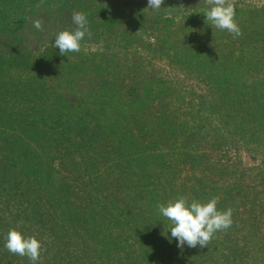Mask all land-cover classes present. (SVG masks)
Wrapping results in <instances>:
<instances>
[{"label": "trees", "instance_id": "trees-1", "mask_svg": "<svg viewBox=\"0 0 264 264\" xmlns=\"http://www.w3.org/2000/svg\"><path fill=\"white\" fill-rule=\"evenodd\" d=\"M64 1L61 7L51 14L46 9L40 16L33 15L32 11L26 14L21 12L17 14L19 17H16L15 21L5 20L0 23V193L2 194L0 195L6 199L16 195V201L22 199L26 190L29 194L48 191L47 195H55V206L58 207H55L53 225L55 237L65 238L70 234L75 235L77 237L75 245L81 246V250L90 252L93 261L101 263L106 255L110 256L99 241L103 236L106 239L112 237L107 231L110 222L117 226L125 222L128 225L126 228L132 229L136 234L151 235L164 232L161 226H166L164 221L166 219L162 220L157 205H166L172 201L174 184L167 186L160 175L162 172H157L154 164L157 163L155 159L166 161L165 158H161V153L166 152V149L162 150L166 144L159 149V144L152 143L154 135L148 134L151 129L138 115L140 111L160 105L161 99L158 96L153 97L150 81L133 75L132 65L139 61L136 50H130L129 60L132 63L125 66L127 70L124 73L121 71L113 73L110 67L103 69L104 71H96L86 62L70 64L59 54V49L52 47L54 39L50 41V45H41L40 41L46 37L44 33L46 30H36L33 21L41 20L46 25H55V32L58 33L74 29L72 14L75 11H82L88 16L90 36L108 38L121 43L126 41L128 38L126 31L132 29L133 25L136 29H140L138 32L155 33L163 18L157 13H147L146 2H137L133 7L136 10H145V13L136 12L131 16L120 17V15L113 16L110 12L111 7L114 6L112 1L101 4L91 0L83 6L77 0ZM205 8L204 11L209 9V7ZM88 9L101 11L98 14L90 11L94 13L90 14ZM235 10V21L241 29L239 36L227 31H221L226 34L222 35L220 31L215 30L206 33V39L203 38V43L205 41L216 43V49L220 52L217 56L219 60L216 61L209 54L215 48L211 42L201 46L199 43L181 47L169 45L166 51L170 52V58L187 76L201 72L200 80L209 86V93L216 96V100L211 102V109H215L211 110L212 116L215 117L214 121L218 124L233 122L235 125L237 122L242 128L246 124L253 125L248 121L251 120L248 117L257 114V118L260 119L263 116V111L258 109V106L264 107V79L248 81V83L243 77L250 76L248 73L254 70L259 73V69L264 68V38L259 37L264 34V6L251 8L238 6ZM125 25L126 29L122 28ZM248 59L250 62L247 63ZM112 65L119 68L117 61ZM257 65H261L259 66L261 68H257ZM205 99L203 104L208 106L210 100ZM158 119L161 120L160 117ZM246 120L250 123H246ZM262 120L260 122H264V119ZM130 123L143 125L140 127L143 137L139 136L138 141L144 144L135 142L132 127H127ZM254 124L257 123L254 121ZM256 126L258 125L252 127ZM250 129L248 127L246 134L238 140L243 139L245 144L251 141L257 145L256 141L249 139L250 134L247 132H250ZM226 132L230 137L235 134L234 131ZM237 137L238 134L233 135V138ZM101 149L105 152L99 151ZM90 150L92 156L85 158V154L87 156ZM105 155L113 156V160L110 161L111 166L118 168L122 164V167H127L124 176H130L131 179L126 180L123 187L130 184L132 177L136 175L142 179L146 178L141 183L144 188L149 186L155 190V197L150 201V207H154L155 210L148 213L150 217L143 220L140 216L145 205L139 210L134 209L135 202L130 197L129 201L126 200L127 196L124 198L123 191L116 189L119 181L124 179L114 174L117 169L111 174V181L104 180L106 174L101 166L103 160H106L102 158ZM83 156L85 158L82 161L83 165L72 164V169L75 178L90 183L85 188H89V193H95V196H88V201H95L98 193L101 194L100 189H97L104 186L108 190L112 189L107 194L114 197L112 200L118 201L119 205L126 201V204L122 203L123 207L112 205L109 198H106V203L102 205L96 203L95 207L86 209L82 207L79 210L67 207V203L61 202L67 199L69 185L64 177L60 178L61 173L57 168L62 166L63 159L69 164L70 161L77 163L75 158L80 157L82 160ZM120 156L122 159L119 161ZM94 157L97 160L92 161ZM53 158L60 161L56 163ZM147 165L150 166L146 167ZM106 177H110V174ZM52 178H55V183L52 182ZM28 186L32 189L27 188ZM18 203L16 202V208L26 210L27 205ZM22 216L17 212L14 221L8 225L2 224L0 219V238L10 229L17 228ZM150 220L159 222V231H153ZM254 222L259 224L258 220ZM140 224L142 225L139 226ZM260 231L258 227L253 232ZM90 236L94 239V243L88 242ZM2 242L5 241L0 240V245ZM60 246L59 244L56 249ZM157 253L159 249L156 247V258ZM178 254V257L175 256L169 264H195L190 255L182 252ZM178 259L179 261H176ZM77 264L92 263L83 257V263ZM101 264H112V261L107 259L106 263Z\"/></svg>", "mask_w": 264, "mask_h": 264}, {"label": "rangeland", "instance_id": "rangeland-1", "mask_svg": "<svg viewBox=\"0 0 264 264\" xmlns=\"http://www.w3.org/2000/svg\"><path fill=\"white\" fill-rule=\"evenodd\" d=\"M89 1L91 0H77L82 6ZM106 1H112L114 4L110 9L113 16L120 15V17L131 16L136 12L145 13V10H136L133 7L137 2L147 3V0H94V3L104 4L107 3ZM64 2V0H0V23L5 20L15 21V18L19 17L17 14L21 12L26 14L32 11L33 15L40 16L46 9L51 14L58 7L60 8ZM227 2L231 3L234 8L238 6L242 8L264 6V0H227ZM80 4L79 6H81ZM212 6L213 0H164L160 10L156 12L146 10L149 14L151 12L157 13L163 18L155 33L138 32L140 29H136V26L133 25L132 29L126 31L128 38L121 43L108 40V38L101 39L86 35L81 41L79 52L63 56L70 64L86 62L89 67H94L96 71H104L103 69L110 67L114 71L113 73H120V71L124 73L127 70L125 66L132 63L129 60L130 50H136L139 61L136 59L137 61L132 65L133 75L150 81L153 97L158 96L161 99L160 105L146 111H140L138 115L151 129L148 134L154 135L152 143L159 144V149L163 144H166V147L162 148V150L166 149V152L161 153V158H165L166 161L161 162L155 159L157 163L154 164V167L157 172H162L160 175L167 186L174 184L172 201L182 196L189 203L193 200L203 203L218 197L217 208L219 210L226 211L229 208L232 210L231 227L215 233L204 248L199 246L178 248L175 240L169 242L165 236L166 234L170 236L168 229L171 225L164 218L162 220L165 221L166 226H161V230L164 229L163 234H151L154 237L149 233L136 234L132 229H127L128 225L125 222L118 226L110 222L107 225L110 227L107 231L112 237L106 239L103 236L99 240L100 245L107 249L110 256L106 255L101 263H106L107 259H111L112 264H155L156 262L169 264L175 256L178 257L179 252H182L185 255H190L195 264H264V122H260L264 119V107L258 106V109L263 111L262 118H257V114L248 117L251 118L248 121L252 122L253 125H258L254 128L251 124H246L240 128L241 125L237 122L236 125L233 122L218 124L211 114V110H215L211 109V102L216 100V96L211 95L209 86L200 80L201 72H197L194 76H187L170 58V52L166 51L169 45L181 47L191 43L197 45L199 43L201 46L206 45L207 42L215 45L216 43L213 41L203 43V38L206 39V33L217 30L215 27L206 24L203 17L205 7L211 8ZM88 11L98 14L101 10L88 9ZM91 12L90 14H94ZM42 26L46 30L44 31L46 37L40 41L41 45H50V41H53L55 33H57L55 32V25L49 26L42 22ZM125 27L126 25L122 28L126 29ZM219 33L224 34L221 31ZM259 37L264 38V34ZM216 48L217 45L209 54L217 61L220 52ZM248 55L251 56L249 52ZM115 61L118 62L119 68L113 67L112 63ZM246 62H250V59ZM259 66L257 65V68H261ZM248 74L250 76L243 77L246 82L264 79V68L259 69V73L254 70ZM201 98L202 102H200ZM203 99H209L210 104L208 106L203 104ZM159 117L161 120L158 119ZM248 121L245 122L250 123ZM254 121L257 124H254ZM142 126L133 123L127 126L132 127L135 142L137 141L138 144H144V142L138 141L139 136L143 137L140 132ZM248 127L251 128L250 132H247L250 134L249 139L256 141L257 145L251 141H247L245 144L243 139L238 140L246 134ZM238 129L239 131H237ZM226 131H234L235 134L230 137ZM236 133L238 137L235 139L233 135L237 136ZM99 151L105 152L103 149ZM91 154L92 151L90 150L87 156L85 154V158H90ZM85 158L83 156L81 160L80 157H76L75 160L78 162L70 161V164L63 159L62 166L57 168L61 173L60 178L64 177L69 185L67 199H63L61 202L64 201L67 203V207L79 210L82 207H85L84 209L95 207L96 203L102 205L106 203L105 199L109 198L112 205L117 204V206L123 207L122 203L126 204V201L119 205L118 201L112 200L114 197L112 198L107 194L112 189L108 190L104 186L97 187V190L100 189L99 192H101L97 195L98 200L96 198L93 202L88 201V196H95V193H89V188L85 187L90 183H86L84 179L75 178L72 169V164L75 166L83 165L82 161ZM102 158H106L107 161L103 160L101 168H104L106 176L110 174V177L105 176L104 180L111 181V174L117 169L114 174H118L124 179L119 181L116 189L123 191L122 195L124 198L127 196L126 200L129 201L130 197L135 202L134 209L139 210L145 205L141 210L142 216H140L143 220L150 217L149 214L155 210L154 207H150V201L155 197V190L149 186L146 188L142 186L141 183L146 178L142 179L135 175L130 184L123 187L125 181L131 179L130 176H124L127 167H122V164L118 168L111 166L112 162L110 161L113 160V156L105 155ZM121 159L120 156L118 160ZM95 160H97L96 157L92 161ZM53 161L57 163L60 160L53 158ZM91 165L97 167L95 164ZM150 165L153 164L150 163ZM52 182L55 183V178H52ZM27 188L32 189L31 186ZM142 188H144L143 191H141ZM47 192L29 194L26 190L22 199L18 201L15 200L16 195L10 196L11 199H6L0 193L2 224L8 225L13 222L17 212L23 215L22 221H18L16 230L27 236H34L41 242L42 251L39 264H77L83 263V257L90 260L92 264H101L93 261V255L90 252L81 250V246L75 245L77 242L75 235L70 234L65 238L55 237V227L53 226L55 224V195H47ZM29 195L31 196L29 197ZM16 202L27 205L26 210L16 208ZM60 206L62 208V205ZM256 220L259 224H255L254 221ZM150 221L153 225L151 226L153 231H159V222ZM85 224L87 225V223ZM83 225L82 223V227ZM258 227L261 231L253 232ZM89 228L91 229V226ZM2 229H4L3 225ZM5 238L6 235L0 240L5 241ZM88 242L94 243V239L90 236ZM59 244L61 245L60 248L56 249ZM156 247L159 249L157 258ZM147 253L148 256H146ZM153 258L155 260H152ZM0 264H30V262L26 257L8 252L4 248V242H2L0 245Z\"/></svg>", "mask_w": 264, "mask_h": 264}, {"label": "clouds", "instance_id": "clouds-1", "mask_svg": "<svg viewBox=\"0 0 264 264\" xmlns=\"http://www.w3.org/2000/svg\"><path fill=\"white\" fill-rule=\"evenodd\" d=\"M164 0H147L149 10L156 12L161 9ZM236 10L227 0H213V6L203 14L205 23L210 24L219 31H227L234 36L241 34L235 21ZM72 23L75 28L63 30L54 37L52 47L59 49L61 56L77 53L81 49V41L90 34L89 20L85 12L75 11L72 14ZM33 27L43 31L40 20L33 21ZM218 197L207 202L179 197L165 204H158L157 209L161 217L170 222V236L165 238L172 242L175 240L178 248H204L215 233L227 230L232 225V210L221 211L217 208ZM167 231V233H168ZM4 248L20 257H26L30 264H39L42 244L34 236H27L16 229H10L6 234Z\"/></svg>", "mask_w": 264, "mask_h": 264}]
</instances>
